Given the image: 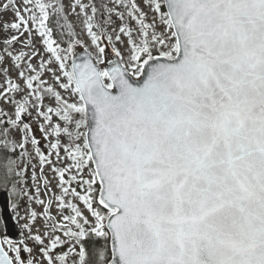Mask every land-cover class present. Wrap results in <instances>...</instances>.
<instances>
[{"label":"snow or ice","instance_id":"obj_1","mask_svg":"<svg viewBox=\"0 0 264 264\" xmlns=\"http://www.w3.org/2000/svg\"><path fill=\"white\" fill-rule=\"evenodd\" d=\"M0 190V264H264V0H0Z\"/></svg>","mask_w":264,"mask_h":264},{"label":"water","instance_id":"obj_2","mask_svg":"<svg viewBox=\"0 0 264 264\" xmlns=\"http://www.w3.org/2000/svg\"><path fill=\"white\" fill-rule=\"evenodd\" d=\"M100 44L102 47H105V54L102 57L104 62L102 64H98V67L111 68L119 59L115 56L114 52L112 51V48L110 47L109 43L106 41L105 38L101 39ZM69 56L71 59V63L73 61L77 63H82L86 58L89 57V53L83 47V45L79 43L72 45V51L69 53ZM91 58L95 63L94 58L92 56ZM0 211L1 218L4 224V229L7 232V235H9L10 238L18 239V228L14 221L11 219V213L8 208V195L4 191H0Z\"/></svg>","mask_w":264,"mask_h":264},{"label":"rangeland","instance_id":"obj_3","mask_svg":"<svg viewBox=\"0 0 264 264\" xmlns=\"http://www.w3.org/2000/svg\"><path fill=\"white\" fill-rule=\"evenodd\" d=\"M71 2V0H63V3H65L66 5L69 4ZM84 2H87V0H84ZM3 19H11V14L8 13L6 14ZM67 21L68 23L72 24L74 26V31L76 33L75 35V39L80 40V42L82 44H84L86 46V48L90 51V53L96 58H98V49L96 48L95 45H92L90 38H88L86 30H82L83 29V25L81 24V21L79 19L76 18L75 14L71 12V10L69 9L67 12ZM117 24H119V21H117ZM110 31V29H109ZM113 43H115V46L119 49H121V51H123V45L116 43L115 41H113ZM39 47H41L42 49V45H39ZM62 50H64L63 48H61ZM62 55H66V51H62L61 53ZM126 55V53H125ZM37 64H39V60L37 59L35 61ZM66 63L69 64V62L66 60ZM12 78H15L14 76ZM33 163H36V161L33 160ZM37 175H40L39 172V168H37ZM45 175L48 178L52 177V173L51 171L47 168V166L45 167ZM26 182L29 184L30 186V190L34 191V189L31 188L32 186V180H31V169H30V174L28 175V178L26 179ZM41 193H43V187L41 186ZM42 199H47V197L41 195ZM32 207L37 211V212H41L42 208L40 205H36L35 203H33ZM13 214V213H12ZM23 214V213H21ZM52 214L55 215L56 214V209L55 207L52 208ZM24 221H21V223H23ZM37 223H40V221H37Z\"/></svg>","mask_w":264,"mask_h":264},{"label":"trees","instance_id":"obj_4","mask_svg":"<svg viewBox=\"0 0 264 264\" xmlns=\"http://www.w3.org/2000/svg\"><path fill=\"white\" fill-rule=\"evenodd\" d=\"M97 2H99V0H97ZM53 27H54V31H55V35H56L57 39H58L60 42H62L63 44H64V43H67L66 41H67V39H68L69 37H68L67 35L61 36L60 33H61L62 29L60 28V26L54 24ZM69 41H70V39H69Z\"/></svg>","mask_w":264,"mask_h":264},{"label":"flooded vegetation","instance_id":"obj_5","mask_svg":"<svg viewBox=\"0 0 264 264\" xmlns=\"http://www.w3.org/2000/svg\"><path fill=\"white\" fill-rule=\"evenodd\" d=\"M14 79V78H13ZM7 110V109H6ZM42 143H44L43 141H42ZM42 150H44L45 151V153L47 154V150L46 149H43V147H42Z\"/></svg>","mask_w":264,"mask_h":264}]
</instances>
